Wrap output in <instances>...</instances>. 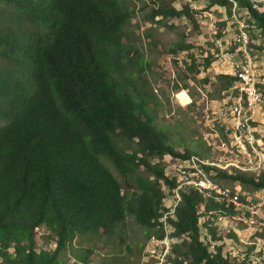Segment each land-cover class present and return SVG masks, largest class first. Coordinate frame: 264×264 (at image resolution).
<instances>
[{"label": "trees", "instance_id": "16d2710c", "mask_svg": "<svg viewBox=\"0 0 264 264\" xmlns=\"http://www.w3.org/2000/svg\"><path fill=\"white\" fill-rule=\"evenodd\" d=\"M207 1L230 15L236 3L264 35V0ZM139 10L146 25L172 30V21L186 18L199 26L187 1L0 0V264H92L95 243L115 241L130 221L148 240L178 239L168 255L174 264H250L256 250L264 255V228L251 243L238 234L251 216L243 196L231 202L234 190L220 196L168 174V155L197 158L214 183L220 177L264 190V171L205 164L188 146L179 150L171 126L156 120L151 60L132 40ZM193 49L184 32L169 45L172 55L189 52L186 80L215 59L208 51L201 61ZM217 79L220 92L238 91L237 75ZM171 197L180 198L175 212ZM227 241L236 253L225 251ZM145 248L127 245L140 258ZM119 255L104 254L99 264H123Z\"/></svg>", "mask_w": 264, "mask_h": 264}, {"label": "rangeland", "instance_id": "374dc122", "mask_svg": "<svg viewBox=\"0 0 264 264\" xmlns=\"http://www.w3.org/2000/svg\"><path fill=\"white\" fill-rule=\"evenodd\" d=\"M135 1L141 7L145 2V0ZM185 1L190 2L196 9L195 17L198 27L186 18L172 21L171 23L176 25L172 30L158 27L155 24L146 25L143 22L144 14L141 10L133 19V24L140 21V28H133L135 30L133 43L139 46L151 60L148 76L151 85L154 87L155 96H153L152 101H150L151 98H147L156 115V120L160 124L171 126L173 129L171 139L179 150L188 146L191 150L209 159L208 161L204 160L205 164L228 170L234 166L246 172L259 173L264 171V108L259 110L258 116L251 124L246 126L243 121L239 122L231 110L236 95L233 90H236L234 88L236 84L232 89L233 91L227 94L226 91H219L217 79L218 74H234V67L239 64V60H233L227 56V51H230V54H238L234 37H239L244 32L250 42L253 40L250 33L252 31L255 35L253 41L258 43V47L254 48V55L248 51L254 56H252L254 68L257 71L260 85L264 88V35L261 34L262 30L249 21L251 18L248 11L239 8L236 3L233 14L230 15L224 6L215 5L208 8L207 0H175V5L181 7ZM224 21L225 23L221 25ZM218 28L225 29L222 38L216 37ZM148 32L150 36H147ZM181 32L185 33L187 41L193 43L195 46L193 51L201 58V61L205 55H208V51L215 55L212 65L203 69L196 79L186 80L184 78V64L189 59V52L183 51L177 55L169 53L170 43L178 40ZM212 41L215 44L213 47ZM220 42L223 45L220 46ZM218 46L226 53L225 56H221ZM209 47L211 48L209 49ZM201 49H204V52H201ZM244 60V50H240V63ZM176 83L187 86L178 89ZM252 155L256 161H245L251 159ZM165 159L171 163L167 170L168 174L179 177L180 182L187 181L188 184L199 182L198 184L203 187L205 182L209 185L212 183L223 193L227 190L231 193L229 189L234 190L236 196L239 193L249 203L247 205L258 210V212H254V216L250 218L243 230L238 229V234L243 243H251L255 231L264 228L263 189H245L239 182L217 177L216 183L228 188L225 189L211 180V176L197 158L182 160L180 158L174 159L168 155ZM211 173L215 175L216 171L212 170ZM194 174L197 177H194ZM179 200L180 198L174 200L172 197L167 199V203L172 204L174 212ZM227 224L226 221L222 222L221 229ZM39 232H44V229L40 228ZM169 232H171L170 229ZM115 237V241L103 239L95 243L92 264H99L102 255L114 252L119 253L120 257H125L121 258L123 264H174L170 262L168 255L172 245L178 241L176 238L168 235L163 240H148L143 228L133 221L124 225ZM122 240L124 241L123 246H118V250H114L113 243H122ZM38 241L41 245L43 244V240ZM140 241L146 242L142 258L129 254L127 250L128 244L135 246ZM258 242L259 249H261L264 246V240L259 239ZM50 247H54V243L51 242ZM243 248L246 250V246ZM236 249L233 242H226L225 251L236 253ZM254 253L250 256L253 259L250 264H264L263 253L260 254L259 250Z\"/></svg>", "mask_w": 264, "mask_h": 264}, {"label": "bare ground", "instance_id": "6f19581e", "mask_svg": "<svg viewBox=\"0 0 264 264\" xmlns=\"http://www.w3.org/2000/svg\"><path fill=\"white\" fill-rule=\"evenodd\" d=\"M239 37L240 40H248L244 32L243 34H240ZM221 45H223L222 42H220V46ZM220 46H218L219 53L221 54V56H225L226 53L221 49ZM244 54H245V60L241 63L243 65V69H237V73H236V68H239V64L234 67V74L238 76L239 82L237 83L238 91L236 92L234 103L231 106V110L234 117L239 122L243 121V123L246 124L247 126V124L249 123L251 124V122L255 120V118L258 116L259 110H262L264 106L260 100H254L252 96L244 97L245 86L243 84V80H241L240 78H245V75H250L251 79L255 80V85L259 86V88L261 89V98H264V88L261 87L260 85L257 71L254 68V62H253L254 59L252 55L249 53L248 47L244 48ZM242 107L244 109V113H242ZM205 187H207V189H210V185L207 184L206 182L204 183V188Z\"/></svg>", "mask_w": 264, "mask_h": 264}, {"label": "built area", "instance_id": "2783aa9c", "mask_svg": "<svg viewBox=\"0 0 264 264\" xmlns=\"http://www.w3.org/2000/svg\"><path fill=\"white\" fill-rule=\"evenodd\" d=\"M248 42L249 40H240V37H234L235 47H238V54H230V51H227V56H229L233 60H239V68H236V73H237V69H243V65L240 63V50H244V48H247ZM240 79L243 80V84L245 86L244 97L252 96L254 100H260L264 106V98H261V89L259 88V86L255 85V80L251 79L250 75H245V78H240ZM186 92L189 95L188 91ZM242 113H244L243 107H242ZM245 161H256V159L252 155L251 159H246ZM175 168L178 169V167ZM194 177L197 176L194 174ZM210 190H214V192L219 194L220 196L225 195L221 189L214 187L212 183H210ZM229 201L242 204L239 200V197L236 195L234 196L229 195ZM244 208L250 213L251 215L250 218L254 216V212H258L257 209L250 207L249 205H244Z\"/></svg>", "mask_w": 264, "mask_h": 264}, {"label": "clouds", "instance_id": "9594fccd", "mask_svg": "<svg viewBox=\"0 0 264 264\" xmlns=\"http://www.w3.org/2000/svg\"><path fill=\"white\" fill-rule=\"evenodd\" d=\"M183 90H186V89H183Z\"/></svg>", "mask_w": 264, "mask_h": 264}]
</instances>
